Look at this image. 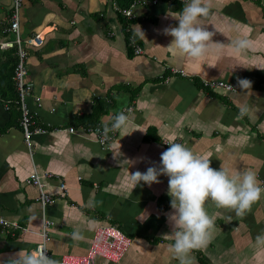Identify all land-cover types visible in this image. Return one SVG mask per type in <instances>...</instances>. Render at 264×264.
Listing matches in <instances>:
<instances>
[{"label":"crops","instance_id":"crops-1","mask_svg":"<svg viewBox=\"0 0 264 264\" xmlns=\"http://www.w3.org/2000/svg\"><path fill=\"white\" fill-rule=\"evenodd\" d=\"M125 3L23 0L22 38H44L41 46L25 44L28 77L34 82L27 100L36 120L49 129L35 134L30 148L18 106H0V216L20 226L0 228L5 259L37 248L46 217L53 222L48 247L55 259L87 253L97 227L113 223L132 238L131 247L120 262L99 257L97 264H179L169 251V178L161 175L160 183L151 186H135L130 179L131 173L159 165L168 148L164 139L209 157L215 169L223 163L233 173L251 170L264 187V69L257 68L264 67V0H211L203 23L215 32L213 40L228 43L227 36L238 30L255 45L234 54L253 67L224 72L219 57H188L181 64L164 47L171 37L163 29L177 23L169 13L180 11L183 2L137 7L134 19L117 9L130 4ZM12 7L13 0H0V43L15 39L8 30ZM139 25L143 38L136 35ZM130 38L143 53L135 52ZM18 59L17 48L0 46L4 84L2 76ZM237 77L251 80V89H241ZM213 79L236 90L205 88L203 81ZM13 81L16 89L14 75ZM16 96L17 89L9 97ZM242 105L249 115L239 116ZM120 111L129 115V123L109 144L102 146L84 131L85 126L109 123ZM71 126L74 132L68 130ZM35 171L54 198L46 206L38 186L27 182ZM61 183L67 185L65 191ZM205 208L215 224L206 246L192 251L194 264H264V249L255 245L256 235L264 231V193L243 216L210 200ZM77 227L82 240L71 239Z\"/></svg>","mask_w":264,"mask_h":264},{"label":"clouds","instance_id":"clouds-1","mask_svg":"<svg viewBox=\"0 0 264 264\" xmlns=\"http://www.w3.org/2000/svg\"><path fill=\"white\" fill-rule=\"evenodd\" d=\"M210 9L211 0H183L180 11L169 13L177 21L175 25L163 29V34L171 37L168 45L164 46L170 57L182 64L188 57L199 61L210 55L216 56L222 61L223 72L232 71L237 66L253 67L234 55L255 48L254 42L246 34L236 30L234 36H227L228 43L213 40L215 32L208 30L207 24L203 23L209 17ZM136 35L141 38L146 35L140 25ZM237 83L244 90L252 87V81L247 78L237 77ZM245 115H249V109L242 105L239 116ZM128 123L129 115L124 111L117 112L109 124L104 125V135L119 131ZM165 143L170 146L161 153L159 165L148 167L145 172L131 173L130 179L135 186L141 182L151 186L160 183L161 175L169 178L168 195L172 211L167 215L173 240L169 251L179 264H194L192 251L206 246L215 224V217L206 211V201L210 200L218 208H228L234 210L237 216H243L261 198L264 187L257 182L256 174L251 170L233 173L223 163L219 169H215L209 157L194 153L185 144ZM89 230H92L91 225ZM70 236L73 240L84 239L78 227L73 229ZM255 245L258 249H264V231L256 235ZM48 251L46 244H39L30 251L21 249L9 254L6 259L0 255V264H58L53 256L48 255Z\"/></svg>","mask_w":264,"mask_h":264},{"label":"built area","instance_id":"built-area-1","mask_svg":"<svg viewBox=\"0 0 264 264\" xmlns=\"http://www.w3.org/2000/svg\"><path fill=\"white\" fill-rule=\"evenodd\" d=\"M175 1L183 2V0H132V2L127 7L121 8L117 6V9L120 10L127 18L134 19L136 17L134 10L137 7L147 4H159L161 2ZM22 7L23 0H13L8 30L15 34V39L6 40L0 43V46L4 48H17L19 59L14 73L17 96L15 98H5L0 95V106H3L6 109H10L12 104H16L18 106L22 113L21 126L23 129L24 138L28 147L31 148L33 136L35 134L45 133L49 128L46 124L39 123L36 120L27 100L34 90V82L29 80L28 77V51L26 50L25 44L31 46H41L44 42V38L40 34L29 37L26 40L22 38L20 31ZM129 44L134 48L137 54L144 52L143 47H141L134 38H130ZM172 70L174 72H179V70L176 68H172ZM203 85L205 88H223L230 92L236 90V87L233 84L219 79L205 80L203 81ZM37 100L40 101V97H37ZM105 124L109 123L99 122L95 125L85 126L84 128V131L87 134L95 135L102 146H105L114 140L119 132H109L107 135H104L103 127ZM48 126L51 125L48 124ZM68 130L74 132L75 127L71 126L68 128ZM165 141L174 142L164 139L163 144L167 147L170 145L165 143ZM47 175L52 176V173H48ZM27 182L29 184L38 186L40 191L39 200L44 206L53 202L54 198L45 191V185L37 171L30 175V177L27 179ZM60 188L65 191L67 189V185L65 183H61ZM52 224L53 222L51 220L46 217L43 218L42 229L39 233L41 236V241L38 243V245L46 244L48 247V243L51 241L50 228ZM10 227L20 226L17 221H11L4 216H0V228ZM131 244L132 238L126 234L122 228L113 223H106L97 227L87 253L81 255L75 253H64L59 258H56V260L58 261V264H97V259L99 257H103L111 262H120L124 258L125 254L129 251ZM48 255L53 256L50 252V249L48 251Z\"/></svg>","mask_w":264,"mask_h":264},{"label":"trees","instance_id":"trees-1","mask_svg":"<svg viewBox=\"0 0 264 264\" xmlns=\"http://www.w3.org/2000/svg\"><path fill=\"white\" fill-rule=\"evenodd\" d=\"M131 2H132L131 0H126L125 4H129ZM14 64H13V66H14ZM14 67L11 71H9L7 74H5V76H2V80L7 81L6 84H4L0 80V94L6 98H10L11 96H15V94H16V89H15V85H14V81H13Z\"/></svg>","mask_w":264,"mask_h":264}]
</instances>
